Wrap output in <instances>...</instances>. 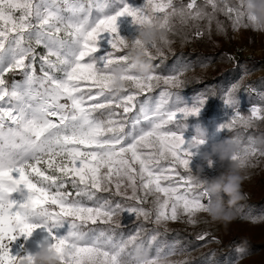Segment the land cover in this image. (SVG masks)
Here are the masks:
<instances>
[{"label":"snow or ice","instance_id":"6c2138e0","mask_svg":"<svg viewBox=\"0 0 264 264\" xmlns=\"http://www.w3.org/2000/svg\"><path fill=\"white\" fill-rule=\"evenodd\" d=\"M216 12L228 16L234 28L254 19L245 0L235 5L144 0L141 6L129 0H0V264L31 260L33 253L23 246L14 253L12 245L38 228L48 233L43 243L60 254L61 264H170L174 246H161L156 235L142 239L139 230L117 235L116 228L124 213L145 220L154 216L157 225L182 216L197 222L211 196L197 183L191 161L206 139L200 127L190 140L183 132L206 98L189 103L173 91L184 84L182 70L161 75L153 68L147 78L136 73L118 20L130 17L135 29L156 24L169 33L174 19L181 24L207 19L210 26ZM105 34L110 51L97 58ZM168 44L165 34L146 46L149 59L156 58L153 49L160 54V45ZM39 47L43 53H37ZM117 66L131 83L113 94ZM9 74L21 79L10 81ZM155 88H161L158 99L145 95ZM224 103L234 114L218 132L264 121V106L242 115L232 90ZM134 111L129 121L125 114ZM242 148L233 156L242 167L257 153L264 156L251 137ZM113 186L122 200L97 195ZM149 195L155 196L153 208L144 207ZM137 241L147 259L137 258Z\"/></svg>","mask_w":264,"mask_h":264},{"label":"rangeland","instance_id":"374dc122","mask_svg":"<svg viewBox=\"0 0 264 264\" xmlns=\"http://www.w3.org/2000/svg\"><path fill=\"white\" fill-rule=\"evenodd\" d=\"M234 1L236 3L238 2V0ZM129 2L133 6H141L144 0H129ZM177 20V22H180L178 18ZM199 22H201V24L204 22L207 26L211 38L214 39L217 45L216 49L231 54L230 57L218 54L217 58L210 63L203 62L198 66H195L193 63L190 66H186L184 63L188 62V59L192 60L193 58L185 56L183 54L184 52L194 51L196 49L210 51L211 49L201 46V44L199 45L198 43L191 45L176 36L175 33L169 32L165 34L168 36L170 44L160 45V54L156 53L155 49L152 50L153 55L156 57L152 60V67L161 75H168L172 72L182 70L183 74L180 76V79L184 81V84L180 88L173 89V91L178 93L187 102L191 103L201 96L206 98V103L199 116L190 117L189 119H192V121H187V128L183 132L185 139L190 140L195 135L196 127L206 129V143L202 145L200 149V153H202L210 149L211 143L225 139L223 133L218 132L217 128L234 114L233 110L224 103L230 90H232V94L240 101H246L243 94L237 96L238 91H240L242 87L247 89L250 93L257 95L259 99L254 102L249 109L254 106H264V90L257 91L255 88V84L258 83L256 80L257 77L264 75V67L251 71L247 69L246 64L238 62V67L240 68L239 74L235 78L228 80L226 85L202 83L203 81L210 80L212 76L218 72L236 65V58L239 55H241L243 59H246L248 56L264 57V32L255 30L251 22L246 18L243 23L236 28L233 27L231 19L228 25L225 23H217L212 20L209 26V21L207 19H203ZM190 23H193V21H189L188 24ZM244 25L248 26L245 27ZM118 31L122 37L134 38L137 35L135 26L131 23L130 17H122L118 20ZM98 47L99 51L94 54L97 58L104 56L107 51H110V46L107 43V34L100 39ZM43 52L44 49L42 47L37 48V53ZM192 61H194V59ZM37 73L39 74V62H37ZM8 79L10 81L12 79L19 80L21 77L19 75L9 74ZM233 86H235V88H233ZM217 87L218 91H216ZM160 91L161 88H155L150 93H145V95L158 99ZM211 98H216L218 102H215L212 112L205 118L208 101ZM139 99L143 100L144 96L139 97ZM116 111L118 113L122 112L121 109H117ZM133 115H135V111L125 114L129 121ZM261 122L264 123V121H256L252 125L261 124ZM251 138L255 141L256 148L264 150V145L259 143L260 138ZM201 162L200 154L192 158L191 167L194 175H197L195 171L196 165ZM222 170L223 168L214 158L212 167H208L205 163L203 176L213 177L218 175ZM245 174L246 178L241 185V190L246 196L247 202H254L257 204L262 202L261 205L263 208H259L262 214L256 215L258 217L240 213L242 207L237 206V204H235L232 209L235 218L227 227L212 221L204 213H199L197 215L195 218L197 222L195 224L188 223L187 217L182 216L177 221H168L159 225L154 223V216L149 220H145L143 217H133L128 213H124V216L119 218L120 227L116 228L117 235L122 233L127 236L129 234H134L137 230H139L140 238L145 240L150 239L152 235H156L161 246L171 245L176 249L175 254L168 257L170 264L173 261L184 262V264H264V156L257 153V155L251 159L249 166L245 167ZM99 194V197H106L114 202L122 200V197L115 195L114 186L111 191L100 192ZM113 196H116L117 199H113ZM154 202L155 196L149 195L144 207L153 208ZM251 218H255V222H253ZM96 227L107 228L108 225H97ZM174 229L194 236L197 239L199 236L204 235L205 239L201 240L203 241L202 244L192 247L190 244L181 243L178 239L169 238L167 234H165ZM59 234H63V229L60 230ZM233 236L248 238L256 247L246 248L242 245L236 246L237 250L243 249V251L238 252L236 250V256L230 263H226L221 260L219 256L216 257L214 255L226 250L228 248L227 240ZM46 237H48V233L43 228H38L27 239L20 237L14 242L12 251L14 253L18 252L21 246H23L27 252L34 254L38 251L39 245L45 241ZM137 244H139V241H137ZM203 253H210V257L201 263H192L195 257Z\"/></svg>","mask_w":264,"mask_h":264},{"label":"clouds","instance_id":"9594fccd","mask_svg":"<svg viewBox=\"0 0 264 264\" xmlns=\"http://www.w3.org/2000/svg\"><path fill=\"white\" fill-rule=\"evenodd\" d=\"M245 7L248 13L254 18L252 27L255 30L264 32V0H245ZM137 35L134 38L125 37L124 48L129 57V63L134 71L144 78H147L152 72V60L146 54L145 47L158 43L163 33L156 24H144L135 29ZM141 43L137 44L135 41ZM125 75L122 67H115L113 77L110 83V91L113 94H119L120 91L130 86V81L123 79ZM201 138L206 139L207 131L200 128ZM264 144V141H259ZM243 151V148L235 139L225 138L211 143L210 149L200 153L201 163L196 165V181L211 196L210 202L205 205L201 213H204L212 221L220 223L227 227L235 216L232 211L234 205L242 198L241 185L246 178L245 167L241 166L239 160H234L233 156ZM214 158L223 168L218 175L213 177L203 176L205 163L212 167ZM26 212V210H21ZM30 214V213H29ZM118 222V218L116 221ZM137 258L147 259L148 253L142 250L141 245H136ZM20 264H61V257L57 251L48 243L39 245L31 260L21 261ZM171 264H179L173 261Z\"/></svg>","mask_w":264,"mask_h":264},{"label":"trees","instance_id":"16d2710c","mask_svg":"<svg viewBox=\"0 0 264 264\" xmlns=\"http://www.w3.org/2000/svg\"><path fill=\"white\" fill-rule=\"evenodd\" d=\"M176 2H177V4H179L180 0H176ZM185 2H186V0H185ZM200 3L202 4L203 0H200ZM229 3L231 5L236 4V2L234 0H229ZM208 11L211 12L210 7L208 8ZM212 20L214 22L225 23L227 25L230 22L229 17L226 16L223 12H216L215 16ZM177 21H178L177 19H174V21H173L174 29H175L172 32L173 34L175 33L176 36H178L183 41L188 42L191 45L194 43H198L199 45L201 44V46H205V47L210 48L212 50V51L211 50L210 51H204L202 49H196L194 51L184 52L183 54L185 56H188L189 58L194 59V61H192L193 59L192 60L188 59V62H185V63L183 62L184 64H186V66H190L193 63L195 66H198L203 62L210 63L212 60H215V58H217L218 54H223V56L225 55L227 57L231 56V54H228V53L222 52L219 49H216L217 45H216L214 39L211 38V35L209 34L207 26L205 25L204 22H203V24H201V22H199L202 20L194 21L193 23H190L188 25L180 24V22H177ZM197 31H202L203 35L197 37L195 35V33ZM213 49H214V51H213ZM236 60H237L236 65L228 67V68L218 72L217 74L213 75L210 80L203 81L202 83L211 84V85L212 84L213 85H218V84L219 85H226L228 80L235 78L239 74L240 68L238 67V62H242V63L246 64L247 69L251 70V71L264 67V57L248 56L246 59H243V57L241 55H239L236 58ZM256 80L258 81V83L256 82L257 84H255L256 90L257 91L264 90V75L257 77ZM216 91H218V87H217ZM240 94H243L246 101H240L239 100L238 109L242 115L247 116L250 112L249 107L254 102H256L259 99V97L255 94L250 93L244 87H242L240 89V91H238L237 96H239ZM208 102L209 103L207 106V110L205 112V118L209 116V114L213 110L215 102H218V101L216 98H211ZM188 121L191 122L192 119H188ZM223 136H224V138L235 139L236 141L239 142V144L241 146H243V144H246L248 142L249 137H258V139L260 138V141H264V123L261 122V124L251 125V127H248V128L237 126L232 131L224 132ZM240 141H242L243 144H241ZM262 145H264V144H262ZM180 171L182 173H184L183 169H181ZM68 190L69 191L72 190L70 185L68 186ZM242 193H243V191H242ZM97 195H100V194L97 193ZM113 199H117V197L113 196ZM261 203L262 202H260L259 204L254 203V202H247L246 196L243 193L242 198L236 204H237V206L242 207L240 210V213L248 215V216L258 217L256 215L262 214L261 213L262 211L259 209V208H263ZM165 234H167V236L169 238L178 239L181 243L190 244V246H192V247L200 245L203 242L194 236L188 235L186 233H183L182 231L175 230V229L171 230ZM241 245L246 247V248H249V247L255 248L256 247L255 245H253L249 241L248 238L233 236L229 240H227V247L228 248L224 251L218 252L214 256H216V257L219 256L221 258V260H223L224 262L230 263L232 261V259L236 256V250H237L236 246H241ZM209 257H210V253L200 254L197 257H195L194 260H192V263L193 262L194 263H201L203 261H206Z\"/></svg>","mask_w":264,"mask_h":264}]
</instances>
